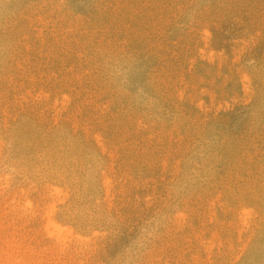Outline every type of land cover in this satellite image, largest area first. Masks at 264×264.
I'll return each instance as SVG.
<instances>
[{"label": "rangeland", "instance_id": "374dc122", "mask_svg": "<svg viewBox=\"0 0 264 264\" xmlns=\"http://www.w3.org/2000/svg\"><path fill=\"white\" fill-rule=\"evenodd\" d=\"M0 264H264V0H0Z\"/></svg>", "mask_w": 264, "mask_h": 264}, {"label": "clouds", "instance_id": "9594fccd", "mask_svg": "<svg viewBox=\"0 0 264 264\" xmlns=\"http://www.w3.org/2000/svg\"><path fill=\"white\" fill-rule=\"evenodd\" d=\"M134 71V65L131 62L120 63L112 65L109 68V75L118 84L123 91H129L130 77ZM141 90H137L134 95H139Z\"/></svg>", "mask_w": 264, "mask_h": 264}, {"label": "bare ground", "instance_id": "6f19581e", "mask_svg": "<svg viewBox=\"0 0 264 264\" xmlns=\"http://www.w3.org/2000/svg\"><path fill=\"white\" fill-rule=\"evenodd\" d=\"M47 229H51V233H55L58 236L62 233L61 228L56 225L54 222H52V220L48 219L47 220V224H46Z\"/></svg>", "mask_w": 264, "mask_h": 264}]
</instances>
